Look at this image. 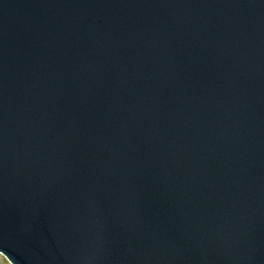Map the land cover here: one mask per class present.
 Returning <instances> with one entry per match:
<instances>
[{
    "label": "water",
    "instance_id": "1",
    "mask_svg": "<svg viewBox=\"0 0 264 264\" xmlns=\"http://www.w3.org/2000/svg\"><path fill=\"white\" fill-rule=\"evenodd\" d=\"M11 264H264V0H0Z\"/></svg>",
    "mask_w": 264,
    "mask_h": 264
},
{
    "label": "rangeland",
    "instance_id": "2",
    "mask_svg": "<svg viewBox=\"0 0 264 264\" xmlns=\"http://www.w3.org/2000/svg\"><path fill=\"white\" fill-rule=\"evenodd\" d=\"M0 264H11L4 255L0 253Z\"/></svg>",
    "mask_w": 264,
    "mask_h": 264
}]
</instances>
